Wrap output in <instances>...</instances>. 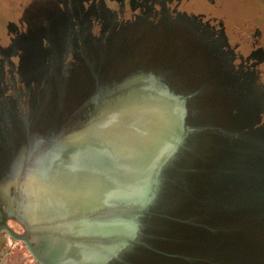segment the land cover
Returning <instances> with one entry per match:
<instances>
[{"label": "flooded vegetation", "instance_id": "obj_1", "mask_svg": "<svg viewBox=\"0 0 264 264\" xmlns=\"http://www.w3.org/2000/svg\"><path fill=\"white\" fill-rule=\"evenodd\" d=\"M183 1L24 0L11 19L0 21V236L5 234V222L31 240L44 263L24 240L15 241L23 242L36 264H168L167 253L153 245L163 241L154 226L164 219H177L165 210L167 196L189 170L187 164L200 155V144L209 139L221 149L225 143L224 160L209 162L216 172L225 171L223 165L229 163L227 147L237 145L264 164V93L254 85L259 72L256 63L264 55V47L245 44L244 50L237 52L240 46H232L222 22L203 24L180 9ZM160 28L164 44L171 32L186 28L196 33L202 57L215 63L222 76L216 87L219 95L230 100L226 121L215 129L187 126L185 142L164 168L157 195L147 206H123L113 201L96 211L69 217L129 219L130 232L103 236L55 231L57 238L86 245L90 255L77 263L52 261L31 239L44 231H38L39 226L28 222L23 213L25 174L55 142L70 136L65 133L73 130L70 133L74 134L84 126L103 89L139 72L134 63L132 69L120 74L135 62L141 44ZM84 154L82 151L79 157ZM6 186L10 201L2 193ZM210 195L221 199L219 191ZM10 220L23 231H17Z\"/></svg>", "mask_w": 264, "mask_h": 264}, {"label": "rangeland", "instance_id": "obj_2", "mask_svg": "<svg viewBox=\"0 0 264 264\" xmlns=\"http://www.w3.org/2000/svg\"><path fill=\"white\" fill-rule=\"evenodd\" d=\"M22 1L24 0H0V21L4 23L6 20L11 19L14 16L13 13H15V7ZM105 1L108 2V0ZM180 9L185 10L189 16L198 17L200 22L206 25L214 26V23L222 22L232 46L234 47L235 44L238 47L240 46L237 52L244 50L245 44L264 47V0H184ZM162 35L163 30L160 28L157 34L150 38L146 37L148 40H145L142 44L140 43L139 55L134 59L135 62L122 69L120 74L124 75L136 63L140 67L139 71L141 72L146 74L151 72L156 77L157 74L162 75L164 77L163 80L158 77L157 79L165 84L174 95L185 99L187 107L185 123L188 127L193 128L198 124V126H201L199 128L204 126L208 129H215L222 125L230 111V100L228 102L226 97L218 94L219 88L216 86L222 76L218 73L215 63H210L202 57L203 49L198 47L196 33L186 28L179 32H171L167 35L168 44H164L161 38ZM256 66L259 67V72L255 76L254 85L256 89L264 93V55H261ZM209 87L211 88L210 90ZM169 110L172 111L173 118L171 123L161 133L162 136L160 135L161 137L156 140L157 145L154 144V149L157 150L153 151L156 154L159 153L163 138L175 124L174 107L170 105ZM88 118L89 115L86 117V123L90 121ZM138 125L141 128L145 127L143 124ZM133 126L131 129L124 131L122 135L125 136L127 133L126 136L135 134L138 126ZM70 132L64 135H71L72 133ZM144 134L145 132L141 131L135 137L134 145L136 147L141 146L140 140ZM111 140L117 148V151L114 152L115 156L126 161L130 167H133L139 160L140 153L135 151L137 154L134 153V157L129 159L128 151L120 149L122 143L117 136L111 137ZM105 141H107V138ZM222 146L223 148L226 147L224 142ZM222 146L220 144V147ZM223 148L218 149L217 145H212L209 139L201 143L200 150L202 151L198 153L200 155L187 164L186 167L189 170H186L177 184L169 190L165 210L168 216L176 217L177 219H164L154 226V231L162 236L163 241L153 244L155 248L157 247L167 253L168 264H264V219L254 217L242 209L222 206L225 200L229 202L230 198L237 194L236 191H227V185L219 179V174L224 175V173L220 172V170L216 172L212 169V165H209V162L213 164V162L221 161L222 158L224 160L225 148ZM156 154L145 162L147 165L142 169V174H139L140 177L133 182V188L122 187L124 191L120 189V196H112L104 205L99 206L95 210L92 209V211L101 209L116 199H121L120 197L122 196L124 198L128 193V198L135 197L133 195H136L135 192L137 193L143 183V177L146 175L149 166L159 155L157 154L156 156ZM37 160L29 167L22 181L21 186L25 195L23 213L28 222L39 226L38 231H44L47 236L51 235V238L54 237L53 239L58 242L78 244V242L69 240L61 241L62 239H57L53 233L57 229L59 232L63 231L59 230L58 224L77 220L69 217L91 211V209H85L84 205L76 203L78 207H70L71 205H69V208H72V214L66 218L64 217L65 219L42 221L35 219L36 214L31 216L32 218L28 217L29 193H36L33 189L35 184L29 186L28 181L32 176V171L38 166ZM77 162L87 168L92 167L86 156L79 157ZM38 176H41V174ZM79 178V173H75L71 179L72 181L67 182L66 189L79 188L83 192L86 187L84 184L76 183ZM218 181L219 185L217 184ZM135 183L137 187H135ZM12 184L15 185L16 182ZM211 191H219L221 199L219 197L217 199L215 195H210ZM131 192L133 195H131ZM2 193L4 196L7 195L6 198L9 201L11 200L12 195H8V186L4 188ZM84 219L89 220L91 230L85 231V233L81 232L83 234L113 232L116 228L112 226H116V223L126 227V230H123V232L125 231L124 233L132 230L129 219H104L103 221L99 219ZM121 220L123 221L120 222ZM10 223L17 231H23V227L15 220H10ZM65 231L68 233L67 230L63 232ZM43 234L42 236L34 234L31 239L37 248L46 255L47 253L44 250L46 247L44 237L46 235ZM71 234L76 235L75 232ZM82 245L87 249L86 245ZM46 256L49 258L48 255ZM147 258L149 260L153 259L152 256ZM75 261L78 260L75 259ZM0 264H36V261L31 257L30 253L25 251L22 241H15L5 231V234L0 236Z\"/></svg>", "mask_w": 264, "mask_h": 264}, {"label": "bare ground", "instance_id": "obj_3", "mask_svg": "<svg viewBox=\"0 0 264 264\" xmlns=\"http://www.w3.org/2000/svg\"><path fill=\"white\" fill-rule=\"evenodd\" d=\"M169 106L170 102L159 91L149 92L143 88H135L117 98L114 104H107L102 112H97L88 123L71 134L70 137L68 136L66 140L55 142L50 151L38 157V166L34 168L28 181L29 186L35 184L33 189L36 191L33 194L29 193L28 217L36 214V218H33L42 221L66 218L72 214V208H69V205L78 207L76 204H82L85 209L92 211V209L95 210L104 205L112 196H120L122 187L130 189L133 182L140 177L139 174H142V169L146 167L147 163L145 162L156 154L153 151L157 150L154 149V144H157L156 140L161 137L159 135H162L165 127L172 121L173 114L171 109L169 110ZM138 124H143L145 127L141 128ZM133 125H138L137 132L129 136H126L127 133L123 136V131L129 130ZM133 127L135 128V126ZM141 131H144L145 134L140 140L141 146L136 147L134 139ZM113 134L117 135L123 149H127L129 159L134 157L135 151L143 154L136 166L127 172L129 174L126 177L115 176L119 161L114 153L117 148L111 140ZM105 138L108 143L104 142ZM82 151L92 163L91 168L77 162ZM64 153H68L69 156ZM75 173L80 175L79 181L77 180L76 183L84 184L86 187L83 192L79 188L66 189L67 182L72 181ZM40 174L42 177L38 176ZM145 176L143 181L146 179ZM136 183L135 187H137ZM126 195L129 196V193ZM131 195H133L132 192ZM125 197L120 198L126 200L134 198ZM58 226L59 230H67L68 233L75 232L76 234L91 230L89 220L84 218L60 223ZM51 237V235L44 237L46 246L44 250L50 260L58 263L59 261L62 263L63 260L77 263L75 259L84 260L83 258L89 256L88 250L82 244H65Z\"/></svg>", "mask_w": 264, "mask_h": 264}, {"label": "water", "instance_id": "obj_4", "mask_svg": "<svg viewBox=\"0 0 264 264\" xmlns=\"http://www.w3.org/2000/svg\"><path fill=\"white\" fill-rule=\"evenodd\" d=\"M135 88H143L149 92L159 91L170 102V105H172L175 110V124L163 138L161 147L158 151L159 155L157 159L149 166V169L145 176L146 179L141 184L135 197L131 200H115L116 203L123 206L135 205L139 208H143L144 206H147L153 199H155L160 186V179L164 168L176 156V154L180 151L183 143L185 142V139L188 135V127L185 123L187 107L185 99L174 95L165 84L161 83L157 79V77L153 73L150 72L146 74L139 71L138 73L129 75L126 78L120 81H116L111 86L103 89L101 94L98 95V97L94 101L93 109L88 114V120L93 118L97 112H102L107 104H114L117 98ZM137 129L138 127L136 128V130ZM113 136L117 135L113 134L111 137ZM104 142L108 143V141ZM121 147L120 149H123V147ZM227 150H230L229 157H227L229 163L225 166L223 165V167H225V171H223L224 175L219 174V177L220 180H222V182L224 181L227 185V191H236L237 194L231 197L229 202L228 200H225V202L222 203V206L224 205L225 207L242 209L249 212L254 217H260L264 219V164L258 163L255 158L250 157L249 154L246 153L245 150L238 145L235 148L231 147V149L227 147ZM139 153L140 158L137 162L141 160V157L143 155L141 152ZM118 161L119 167L116 171L115 176L119 175L120 178L128 176L127 174L129 173L127 172L131 171L137 164L136 162L133 167H130L126 161L119 158ZM112 227L116 228V230H114L113 232L109 231L108 233H106L103 231L104 233L102 234L100 232L96 234H89L106 236L114 233H124L125 231L123 232V230H126V227L119 223H116V226L113 225ZM2 229L5 230L9 235H11L14 240H24L29 250H31L33 254L36 255L37 258L41 260V262H43V260L41 259V255H39L35 251L31 240H29L25 236L18 235L5 222H3Z\"/></svg>", "mask_w": 264, "mask_h": 264}]
</instances>
